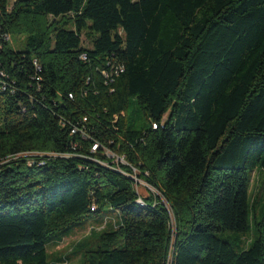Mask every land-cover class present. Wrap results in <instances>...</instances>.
Listing matches in <instances>:
<instances>
[{"label":"trees","instance_id":"obj_1","mask_svg":"<svg viewBox=\"0 0 264 264\" xmlns=\"http://www.w3.org/2000/svg\"><path fill=\"white\" fill-rule=\"evenodd\" d=\"M262 171L264 0H0V264H264Z\"/></svg>","mask_w":264,"mask_h":264},{"label":"rangeland","instance_id":"obj_2","mask_svg":"<svg viewBox=\"0 0 264 264\" xmlns=\"http://www.w3.org/2000/svg\"><path fill=\"white\" fill-rule=\"evenodd\" d=\"M9 1L11 6L15 0H9ZM10 44L16 50H21L24 47L25 38L24 37L11 38ZM84 45L87 48L91 47V44L85 41V39H84ZM126 115L129 125L134 127L136 130H140L144 126L143 113L135 101L131 103L129 109L126 112ZM106 155L111 158H114L116 165L126 164L124 158L116 157L114 154H111L108 151H106ZM134 173L138 176L137 171H134ZM259 174L260 173L258 172H254L252 175V181L250 187V202L252 205V203L256 200V204L254 208L251 206L252 217L249 223V230L244 233H234V232L218 233V236L230 242L236 251H241L245 248H248L251 242L256 237L255 220L256 221L260 220L261 212L264 210V171H262V174L260 176ZM136 175L133 176V178L136 181H138L137 191L141 196L146 197L150 192L159 195V193L153 187H151L146 182L139 180V178ZM253 209L255 210V213L253 212ZM108 212H109V208H105L98 218L86 220L78 227H76L74 234L71 237L65 239L64 242L60 244L58 247H50L48 251L50 264H58L59 263L58 260L60 259V257H65L71 254V251L76 246V244H78L80 241L84 240L90 235L92 236L90 237V240L94 238L95 242H97V237L101 234V230L99 228H96L95 226L97 224V221L99 219H102ZM254 215H256L255 219L253 218ZM89 247L90 246L88 244L85 247L77 248L74 254L70 257L69 261L59 264H83V253L85 250L89 249ZM91 247H96V245L93 246L91 245Z\"/></svg>","mask_w":264,"mask_h":264},{"label":"built area","instance_id":"obj_3","mask_svg":"<svg viewBox=\"0 0 264 264\" xmlns=\"http://www.w3.org/2000/svg\"><path fill=\"white\" fill-rule=\"evenodd\" d=\"M103 74H104V77H105L106 79H110V74H108L107 72H104ZM97 147H98L97 145L94 146V147H93V151L97 150Z\"/></svg>","mask_w":264,"mask_h":264}]
</instances>
